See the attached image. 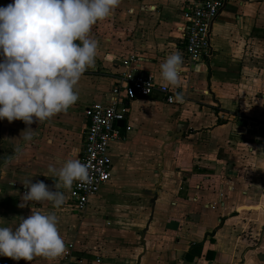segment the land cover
<instances>
[{"label": "crops", "instance_id": "obj_1", "mask_svg": "<svg viewBox=\"0 0 264 264\" xmlns=\"http://www.w3.org/2000/svg\"><path fill=\"white\" fill-rule=\"evenodd\" d=\"M12 2L0 0V7ZM184 9L183 0H121L93 26L99 54L76 86L74 106L43 124L0 120V227L31 210L55 212L65 246L73 244L69 260L0 256V264H264V0H224L211 30L212 58L182 68L172 87L159 66L182 51ZM124 72L150 74L184 102L168 105L159 94L128 101L110 144L111 179L84 213L72 209L63 187L59 209L47 202L18 207L25 179L55 191L48 166H62L74 148L80 157L85 109L106 103ZM27 127L38 132L31 142L19 139ZM196 244L200 253L189 259Z\"/></svg>", "mask_w": 264, "mask_h": 264}, {"label": "clouds", "instance_id": "obj_2", "mask_svg": "<svg viewBox=\"0 0 264 264\" xmlns=\"http://www.w3.org/2000/svg\"><path fill=\"white\" fill-rule=\"evenodd\" d=\"M120 3L13 0L0 7V120L43 124L74 106L79 99L76 86L83 74L95 67L99 54L93 26L109 19ZM183 64L179 51L169 54L159 66L162 80L178 87ZM175 100L183 103L184 97L177 94ZM37 135L27 127L19 139L31 142ZM14 159L15 154L4 162ZM48 175L58 181L55 191L42 181L25 179L22 184L26 191L18 207L47 202L59 209L67 199L61 187L70 191L74 182L83 185L92 181L89 165L80 161L75 148L62 166L49 165ZM14 220L15 226L0 227V256L31 262L36 257L56 259L66 252L55 212L31 210L27 218Z\"/></svg>", "mask_w": 264, "mask_h": 264}, {"label": "built area", "instance_id": "obj_3", "mask_svg": "<svg viewBox=\"0 0 264 264\" xmlns=\"http://www.w3.org/2000/svg\"><path fill=\"white\" fill-rule=\"evenodd\" d=\"M183 1L185 3L182 13L183 25L179 27L183 41L181 51L183 68L205 66L212 58L211 30L224 6V0ZM136 61L139 62L140 59ZM155 94H159L165 104L176 103V91L167 85L156 83L152 75L143 72L136 75L124 72L117 77L106 103H94L85 109L87 123L79 159L89 165L92 181L83 185L74 182L68 192L69 203L76 212L84 213L90 198L98 194L101 187L111 179L110 144L120 136L118 124L124 122L126 118L128 101L150 98ZM125 130L129 131L130 128L126 127ZM63 256L69 260L70 251H66Z\"/></svg>", "mask_w": 264, "mask_h": 264}, {"label": "rangeland", "instance_id": "obj_4", "mask_svg": "<svg viewBox=\"0 0 264 264\" xmlns=\"http://www.w3.org/2000/svg\"><path fill=\"white\" fill-rule=\"evenodd\" d=\"M103 189V188H102ZM154 191H155V188H154ZM68 203V202H67ZM69 205H70V203H68ZM146 208H147V213H149V209H150V205L148 204V201H147V205H146ZM67 209H69V206H67ZM146 220V219H145ZM143 228V227H142ZM142 228H140L139 230H138V232H137V234H136V238L137 239H139L140 238V234L143 232L141 229ZM75 236V235H74ZM78 239V241H79V243L80 242H82V239H81V237L80 238H77V237H74L73 238V240L75 241V240H77ZM67 246V248H66V251H71V249H72V251H73V244H71V243H69V244H67L66 245ZM71 253V252H70ZM71 255L73 256V254L71 253Z\"/></svg>", "mask_w": 264, "mask_h": 264}, {"label": "trees", "instance_id": "obj_5", "mask_svg": "<svg viewBox=\"0 0 264 264\" xmlns=\"http://www.w3.org/2000/svg\"><path fill=\"white\" fill-rule=\"evenodd\" d=\"M201 248H202L201 244H196L194 246H191L188 253L186 254V257L192 259L195 256V254L197 255L200 253Z\"/></svg>", "mask_w": 264, "mask_h": 264}, {"label": "water", "instance_id": "obj_6", "mask_svg": "<svg viewBox=\"0 0 264 264\" xmlns=\"http://www.w3.org/2000/svg\"><path fill=\"white\" fill-rule=\"evenodd\" d=\"M119 127H123L124 126V122H120L118 124ZM156 199V195H155V198L152 200V205H154V200ZM140 242L142 244V246L144 247L145 243H144V233L141 234V238H140Z\"/></svg>", "mask_w": 264, "mask_h": 264}]
</instances>
